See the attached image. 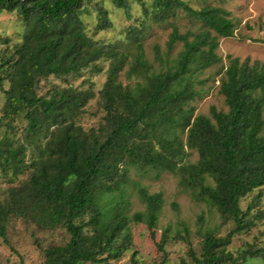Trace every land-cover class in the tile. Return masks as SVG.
Returning <instances> with one entry per match:
<instances>
[{"label":"trees","instance_id":"trees-1","mask_svg":"<svg viewBox=\"0 0 264 264\" xmlns=\"http://www.w3.org/2000/svg\"><path fill=\"white\" fill-rule=\"evenodd\" d=\"M103 1L124 13L123 37L105 41L89 33L87 16L96 22L95 33L114 26ZM5 11L19 15L22 33L14 50L8 40L0 49V120L7 125L0 171L12 181L0 199L4 242L13 218L43 231L62 227L68 239L43 249L45 264H110L132 242L129 219L145 221L154 236L162 206V194L146 189L140 190L146 213L128 218L123 202L115 209L105 205L104 196L121 189L134 168L154 177L177 174L193 199L233 225L225 236L204 230L200 253L190 245L189 258L180 264L264 259V246L247 244L238 255L229 249L235 235L264 219V209H257L264 189V63L229 55L219 71L228 110L212 106L210 118L194 115L191 104L203 90L200 74L221 61L219 38L235 34L230 11L212 4L194 8L186 0H0V13ZM179 12L191 20V29L181 32L172 20ZM153 24L171 28L167 51L154 46L159 67L148 60L143 42ZM177 43L182 48L171 57ZM101 59L108 68L98 94L73 84L89 69L100 72ZM96 96L102 115L86 127L81 117ZM188 150L197 152L195 162L186 160ZM245 197L251 200L243 209ZM176 234L190 244L188 227ZM166 241L165 234L160 250ZM167 261L164 256L162 264ZM130 264H139L136 254Z\"/></svg>","mask_w":264,"mask_h":264},{"label":"rangeland","instance_id":"rangeland-1","mask_svg":"<svg viewBox=\"0 0 264 264\" xmlns=\"http://www.w3.org/2000/svg\"><path fill=\"white\" fill-rule=\"evenodd\" d=\"M194 8H199L207 4L222 6L231 13V17L237 23V29L232 37L219 38L217 49L221 61L207 68L200 74L202 83L198 88H202L199 97L192 101L195 106L194 115L204 114L212 118L211 107L218 110L227 111L228 106L224 96L220 92L219 73L222 65H228V56L238 57L241 60L249 57L252 61L259 60L264 63V0H186ZM102 4L108 8L114 26L101 33H95L96 22L93 17L87 16L85 22L90 34H95V39L105 41L114 40L124 36V25L126 19L124 13L114 8L110 1H103ZM134 11L141 15V10L134 5ZM172 20H177L180 31L184 32L191 29V20L182 12H179ZM22 22L17 13H0V49L8 44L14 50V46L20 41L22 33ZM170 27L160 24H153L144 39V48L148 60L156 67H159L155 60L154 46L158 45L164 53L167 51V41L169 38ZM8 40V44L6 43ZM181 43H177L172 50L171 57L177 55L181 50ZM102 68L100 72L87 70L83 77L73 84L80 88H89L98 94L106 80V70L108 61L101 59L98 62ZM87 79L86 82H82ZM120 79L123 83L129 80L125 77L124 71L121 72ZM55 82L61 83L54 79ZM5 87L9 86L5 81ZM43 89L47 88V83L41 84ZM4 94L0 91V118L2 117V106ZM99 96H96L87 104V111L81 117V123L86 127L97 125L102 115L97 108ZM25 120L18 122L23 127ZM7 130L6 120H0V138ZM190 154L187 161L195 162L198 159L196 151L188 150ZM9 178L4 177L0 171V199L4 197L6 189L12 185ZM141 189H146L149 194L161 193L162 206L158 214L157 225L154 227V236L148 224L134 222L129 219L132 242L123 254L110 264H130L133 254L139 264H162L164 256L167 257L166 264H180L182 258L188 259L189 247L199 254L202 241V232L206 229L215 230L220 236H225L232 228L231 223H224L221 214L214 207L205 202H199L192 198L189 191L182 188L179 184V176L172 172H163L160 176L154 177L151 173L145 174L140 170L132 168L128 182L124 183L121 189H115L105 195V205L112 203L111 208L115 209L116 203L123 202L124 213L128 218L137 212H147V206L141 197ZM257 209H264V189L262 191ZM112 197V198H110ZM251 197L241 200V206L246 208ZM202 216V219L200 217ZM184 227L189 229L190 244L187 241L176 240L177 232ZM166 234L167 241L164 250H160L159 243ZM8 243L0 238V264H45L43 249L49 244H59L68 239L65 229L58 228L54 231H43L35 224L23 219L13 218L8 225ZM247 244L256 247L264 246V219L258 222L251 232L237 234L233 237L229 249L238 255L241 249L247 248ZM237 264H242L241 262ZM245 264H264V259L255 257Z\"/></svg>","mask_w":264,"mask_h":264}]
</instances>
